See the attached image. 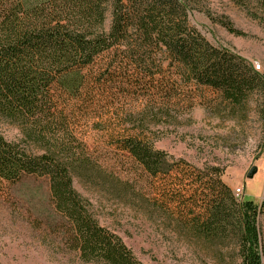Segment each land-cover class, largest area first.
Here are the masks:
<instances>
[{
	"label": "trees",
	"instance_id": "16d2710c",
	"mask_svg": "<svg viewBox=\"0 0 264 264\" xmlns=\"http://www.w3.org/2000/svg\"><path fill=\"white\" fill-rule=\"evenodd\" d=\"M198 1L0 0V120L21 135H0V196L44 179L56 240L82 263L143 264L100 225L75 179L168 219L212 264H264V204L237 200L219 168L155 147L151 127L190 114L205 93L230 111L258 96L264 123V78L191 26ZM230 1L264 24V0ZM84 125L127 155L137 179H121L88 150Z\"/></svg>",
	"mask_w": 264,
	"mask_h": 264
},
{
	"label": "rangeland",
	"instance_id": "374dc122",
	"mask_svg": "<svg viewBox=\"0 0 264 264\" xmlns=\"http://www.w3.org/2000/svg\"><path fill=\"white\" fill-rule=\"evenodd\" d=\"M189 20L211 45L243 58L264 78V24L230 0H199ZM220 20L229 21L244 36L229 33ZM258 105L260 100L254 96L244 110L230 111L205 93L190 114L172 124L151 127L159 137L155 147L199 169L219 168L222 181L232 191L241 190L239 201L264 204V123ZM81 128L86 147L104 166L115 170L121 179H137L132 173L138 176L140 172L126 154L113 151L89 127ZM0 135L8 141L21 140L18 129L2 120ZM254 167L257 173L247 179ZM73 186L100 225L119 236L143 264L213 263L191 247L163 216L140 211L129 200L119 199L87 180L75 179ZM137 186L147 191L146 182L139 181ZM12 191L0 196V264H85L56 240L53 230L59 220L48 198L47 182L28 180ZM258 228L264 247V214L258 218Z\"/></svg>",
	"mask_w": 264,
	"mask_h": 264
},
{
	"label": "built area",
	"instance_id": "2783aa9c",
	"mask_svg": "<svg viewBox=\"0 0 264 264\" xmlns=\"http://www.w3.org/2000/svg\"><path fill=\"white\" fill-rule=\"evenodd\" d=\"M255 68H257V70L259 69V65H256ZM233 194L235 196V198L237 200H240V197H241V190L240 189H236L235 191H233Z\"/></svg>",
	"mask_w": 264,
	"mask_h": 264
},
{
	"label": "water",
	"instance_id": "95a60500",
	"mask_svg": "<svg viewBox=\"0 0 264 264\" xmlns=\"http://www.w3.org/2000/svg\"><path fill=\"white\" fill-rule=\"evenodd\" d=\"M257 173V169L254 167V168H252L250 171H249V173L247 174V179H252L253 178V176L255 175Z\"/></svg>",
	"mask_w": 264,
	"mask_h": 264
}]
</instances>
